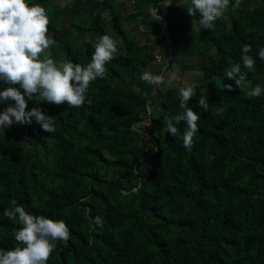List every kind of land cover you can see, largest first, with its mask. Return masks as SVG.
<instances>
[{"label": "trees", "instance_id": "trees-1", "mask_svg": "<svg viewBox=\"0 0 264 264\" xmlns=\"http://www.w3.org/2000/svg\"><path fill=\"white\" fill-rule=\"evenodd\" d=\"M26 2L45 7L57 62L86 66L104 34L119 44L107 78L89 86L91 103L25 97L26 111L38 106L56 118L54 133L35 118L0 129V248L17 246L22 225L4 215L15 200L68 225L69 240L57 242L47 264H264V93L249 99L225 76L231 60L249 88L264 85V0H242L237 10L230 0L212 29L199 23V12L188 14L191 0ZM162 29L167 52L179 54V73L198 76L188 105L200 116L191 151L183 147L186 123L175 125V136L164 124L183 111L179 89L187 84L140 79L155 61L152 32ZM244 44L252 46V70L243 67ZM8 86L0 81V91ZM202 96L207 111L198 106ZM9 105L0 103V111Z\"/></svg>", "mask_w": 264, "mask_h": 264}, {"label": "clouds", "instance_id": "clouds-1", "mask_svg": "<svg viewBox=\"0 0 264 264\" xmlns=\"http://www.w3.org/2000/svg\"><path fill=\"white\" fill-rule=\"evenodd\" d=\"M242 0H235L233 10L240 8ZM187 11L189 15L201 14L199 23L206 29H212L217 20L223 19L229 9L230 0H191ZM50 19L45 7L40 4L29 6L26 0H0V81L9 85L0 91V103L14 101L0 111V129H6L13 123L31 124L32 119L43 131H56V118L50 117L40 107L27 109V101L34 94L48 104L79 108L85 104L86 93L92 82L106 79L108 69L106 65L116 58L119 42L108 34L99 37L94 45L90 62L85 66L74 63L69 59L59 62L52 58L51 47L56 41L49 35ZM250 44L242 45L241 60L243 67L252 70L255 60L249 53ZM259 59L264 61V47L258 49ZM229 68L225 70L228 80L235 83L242 91L247 89L249 99L258 98L264 93V85L257 84L249 88L247 75L241 69L240 63L228 61ZM140 79L151 85H162L165 77L144 71ZM195 83H189L179 89L180 108L182 112L174 116L166 115L164 124L167 132L175 136L178 128L175 125L182 121L187 128L183 132V147L191 151L194 146V136L199 131V114L189 107V101L196 95ZM224 88L231 92L235 89L231 84H224ZM198 106L205 111L209 104L206 97L198 100ZM14 206L5 210L4 215L9 219L19 218L22 225L15 231L14 239L17 246L4 250L0 248V264H47L57 242L66 243L70 238V230L62 219L53 220L44 215H33L27 212L23 205L11 201ZM100 222L99 217L96 220Z\"/></svg>", "mask_w": 264, "mask_h": 264}, {"label": "rangeland", "instance_id": "rangeland-1", "mask_svg": "<svg viewBox=\"0 0 264 264\" xmlns=\"http://www.w3.org/2000/svg\"><path fill=\"white\" fill-rule=\"evenodd\" d=\"M59 3V2H56ZM66 3V1H61L60 4ZM190 30H193L194 25L191 24L189 26ZM152 41L151 44L154 46V49L158 52L160 58V61L156 64L153 65L152 68L149 70L153 74H155V71L158 69V67L162 66L163 67V72L162 75L165 77V87L168 86H183L188 83H193L194 80H196L197 73L196 72H191L187 71L184 74H180L178 71V60H179V54L178 53H171L169 54L167 51V46L164 41V36H165V30H155L152 32ZM146 40V37H142L141 44L144 43ZM169 59H172V65L170 68H165L166 63L168 62ZM163 85V84H162ZM163 87V86H162ZM148 124L144 123V128H147Z\"/></svg>", "mask_w": 264, "mask_h": 264}, {"label": "built area", "instance_id": "built-area-1", "mask_svg": "<svg viewBox=\"0 0 264 264\" xmlns=\"http://www.w3.org/2000/svg\"><path fill=\"white\" fill-rule=\"evenodd\" d=\"M132 3H133L132 1L127 3V6L130 7L132 5ZM132 13H134V12L132 11ZM151 13L154 14V11L151 10ZM138 20H141V17H139ZM138 29L142 33H144V31H145V27L143 24H140ZM153 55L155 56V61L153 62V65H156L160 61V56L156 51H153Z\"/></svg>", "mask_w": 264, "mask_h": 264}, {"label": "water", "instance_id": "water-1", "mask_svg": "<svg viewBox=\"0 0 264 264\" xmlns=\"http://www.w3.org/2000/svg\"><path fill=\"white\" fill-rule=\"evenodd\" d=\"M164 27H165V26H164ZM164 27H163V28H164Z\"/></svg>", "mask_w": 264, "mask_h": 264}]
</instances>
